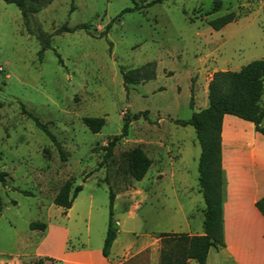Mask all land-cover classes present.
<instances>
[{"label":"rangeland","instance_id":"rangeland-1","mask_svg":"<svg viewBox=\"0 0 264 264\" xmlns=\"http://www.w3.org/2000/svg\"><path fill=\"white\" fill-rule=\"evenodd\" d=\"M228 11L235 18L223 31L207 23ZM27 17L32 31L52 33L49 47L41 48L16 3L0 0V171L5 178L0 179V263L31 261L53 249L66 224L73 233L70 243L85 235L96 241L109 218V186L115 193L113 219L121 227L156 230L161 165L168 171L165 180L179 167L189 183L198 182L201 147L195 128L174 119H188L200 109L212 67L199 82L196 72L187 74V62L211 45L243 59L255 46L264 48V0H51ZM65 21L88 27L54 33ZM149 60L156 61V76L126 88L121 67ZM164 66L176 73L164 74L173 73ZM139 110L146 117L131 119L127 134L104 158V144L122 130L124 111ZM86 115L104 116L105 123L93 131L83 121ZM36 118L61 142L64 158ZM158 138L164 145L157 148ZM137 144L151 158L140 179L130 171V150ZM67 178L82 184L70 214L53 201ZM32 221L45 227L31 228ZM48 228L50 236L42 243Z\"/></svg>","mask_w":264,"mask_h":264},{"label":"crops","instance_id":"crops-1","mask_svg":"<svg viewBox=\"0 0 264 264\" xmlns=\"http://www.w3.org/2000/svg\"><path fill=\"white\" fill-rule=\"evenodd\" d=\"M206 21L210 25L209 19ZM230 21L217 29L223 31ZM222 54L223 50L218 52V46L211 45L210 48L198 54L193 61L187 62V74L196 72L199 82L206 77V72L212 67L202 86L204 97L202 103H198L200 108L208 104V82L215 70L239 69L254 58H264V48L255 46L247 59L239 56L228 57L225 51V55ZM167 55L171 56L169 53ZM164 69L173 71L170 74L163 71L166 75L176 73L173 67L164 66ZM160 88H164V85ZM262 124L264 125V117ZM161 144L164 145V140L158 138L157 148L162 146ZM221 146L224 245L210 246L206 264H264V214L256 205L257 200L264 196V135L256 130L253 121L232 113H225L222 118ZM177 151L178 156L179 145H177ZM174 157L176 156L172 155L170 158ZM160 171L161 175L156 181L158 184L155 191V208L161 221L156 230L137 233L131 227L124 229L120 226V220L115 219L116 233L108 255H104L102 246L108 221L106 223L105 220L96 241H90V236L85 235L76 244L70 243L69 239L73 233L70 226L66 224L58 246L48 251H40L39 256H50L56 260L57 264H160L159 233L161 231L202 233L205 205L198 180L197 186L189 183L187 174L179 167L171 168L170 178L166 180L164 176L167 175V169L161 165ZM169 188H171V195ZM76 198L77 195L72 205L67 208L66 214H70ZM90 204L91 200L88 201V212L91 211ZM128 208H130L129 213L132 214L134 202H130ZM49 233L48 228L42 237V243L50 236ZM187 264H198V261L195 258H189Z\"/></svg>","mask_w":264,"mask_h":264},{"label":"trees","instance_id":"trees-1","mask_svg":"<svg viewBox=\"0 0 264 264\" xmlns=\"http://www.w3.org/2000/svg\"><path fill=\"white\" fill-rule=\"evenodd\" d=\"M18 5L27 29L35 33L41 41L42 49L50 46L52 33H36L28 25V14L39 11L43 5L51 0H5ZM150 3V2H148ZM128 9V8H126ZM125 9V10H126ZM235 12L228 11L222 15L209 19L213 28H220L228 21L234 19ZM76 27L87 28V23L70 26L67 21L63 22L54 30H74ZM123 83L126 88L130 83H138L152 79L156 75V62L146 61L140 66L125 69L121 67ZM208 104L198 110H194L188 119L175 118L180 124L190 123L194 126L197 140L201 151L198 158V181L204 197V218L203 232L190 234L184 231H161L159 233L160 264H187L189 258H195L198 264H206V256L210 246L219 247L224 245L222 198H223V170H222V146L221 128L222 118L225 113H232L239 117L254 122L256 130L264 135V58H254L242 65L239 69H218L212 73L208 82ZM192 103V99L190 100ZM145 110L134 113L124 111L123 126L121 132L112 135L104 144V158L112 154L116 142L128 132L131 119L140 115L146 117ZM37 123L42 126L52 137L64 158L61 142L36 118ZM84 123L93 131H98L105 123L104 116L86 115ZM131 174L134 178L140 179L147 171L151 158L140 145H135L130 150ZM0 179L5 180L4 173L0 171ZM82 189V184L73 185L70 178H67L57 190L54 196V203L62 206L64 211L72 205L77 193ZM115 193L109 186V218L106 234L103 241L102 253L108 255L110 246L116 233V226L113 219V203ZM258 208L264 214V196L256 202ZM31 228H44L45 222L32 221ZM50 256H38L31 261L2 262L0 264H51Z\"/></svg>","mask_w":264,"mask_h":264}]
</instances>
